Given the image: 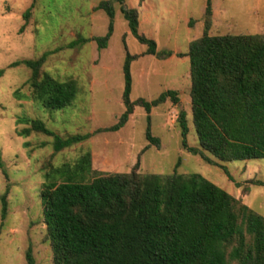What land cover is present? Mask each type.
I'll list each match as a JSON object with an SVG mask.
<instances>
[{
    "label": "rangeland",
    "instance_id": "1",
    "mask_svg": "<svg viewBox=\"0 0 264 264\" xmlns=\"http://www.w3.org/2000/svg\"><path fill=\"white\" fill-rule=\"evenodd\" d=\"M101 1L114 8L105 47H98L95 40L105 35L109 22L98 7ZM123 5L138 11V32L155 41L156 54L145 53L146 44L129 31L116 0H0V198L6 195L7 203L4 219L0 216V264H27V249L35 264H52L40 190L54 168L72 165L85 152L91 155L90 177L134 168L141 174H196L264 216V157L221 161L203 151L208 162L187 148L199 144L191 117L186 54L189 43L203 33L206 0H123ZM207 33L264 34V0H211ZM79 37L87 41L70 46ZM45 52L40 73L73 79L77 85L71 105L60 110L46 109L32 98L28 67L11 66ZM127 54L135 56L129 62L130 101L150 102L167 90H174L179 100L167 97L149 113L135 104L128 120L113 130L109 128L125 109ZM180 110L186 113L187 147L177 123ZM22 117L39 118L62 137L75 133L88 137L54 151L52 136L17 134L27 126L19 121ZM147 128L159 144L148 140Z\"/></svg>",
    "mask_w": 264,
    "mask_h": 264
},
{
    "label": "trees",
    "instance_id": "2",
    "mask_svg": "<svg viewBox=\"0 0 264 264\" xmlns=\"http://www.w3.org/2000/svg\"><path fill=\"white\" fill-rule=\"evenodd\" d=\"M116 1L129 31L146 44L145 53L156 54L155 41L138 32V11L125 7L123 0ZM98 7L109 18L105 35L95 38L98 47H105L113 30L114 8L108 1ZM28 14L26 10L25 20ZM204 15L203 33L189 43L186 54L191 117L199 148L187 147L184 110L177 116L182 145L208 162L203 151L221 161L263 158L264 34L209 35L211 0H206ZM86 41L79 37L70 46ZM46 55L14 61L11 66L28 67L32 98L46 109L60 110L71 105L77 85L73 79L41 74ZM134 57L127 54L123 65L124 112L109 129L122 126L135 104L149 113L167 97L175 103L179 100L174 90H167L150 102L130 101L129 62ZM19 121L27 126L18 135L34 131L52 136L54 151L88 137L80 133L62 137L39 118ZM146 137L159 144L149 128ZM90 174L91 155L85 152L72 165L54 168L42 184L40 199L52 264H264V216L204 177L175 171L141 174L135 168ZM0 200L4 219L6 195ZM25 259L35 264L30 249Z\"/></svg>",
    "mask_w": 264,
    "mask_h": 264
}]
</instances>
